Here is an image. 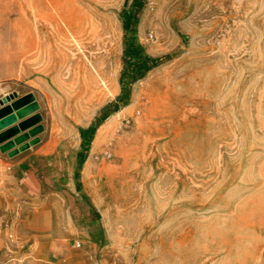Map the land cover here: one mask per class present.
Here are the masks:
<instances>
[{"label": "rangeland", "instance_id": "374dc122", "mask_svg": "<svg viewBox=\"0 0 264 264\" xmlns=\"http://www.w3.org/2000/svg\"><path fill=\"white\" fill-rule=\"evenodd\" d=\"M124 1L0 0V99L34 95L25 118L40 120L18 134L40 124L26 141L47 143L75 188L78 129L120 93ZM136 38L167 57L80 168L77 197L108 231L90 261L264 264V0H146ZM8 161L0 151V261L41 262V208L65 198L26 195Z\"/></svg>", "mask_w": 264, "mask_h": 264}, {"label": "crops", "instance_id": "0c3cea01", "mask_svg": "<svg viewBox=\"0 0 264 264\" xmlns=\"http://www.w3.org/2000/svg\"><path fill=\"white\" fill-rule=\"evenodd\" d=\"M90 123L91 121L82 127L86 128ZM33 146L9 156V161L6 164L9 166L12 176L17 183H21V189L30 197L56 194L65 198V201L58 205L62 207L59 208L61 212L58 209L56 211L55 207L50 204L46 205L45 209L41 208L42 211H46V224L37 230L45 231V236L50 238V241L41 251L44 255L41 256L42 261L32 260L27 264H92L90 255L97 248L100 249L101 245L108 240V231L104 222L91 214V205L77 197L73 180L63 183L62 168L50 167L48 160L52 158L54 152L48 150L47 143L36 148ZM87 151L82 166L86 162ZM77 156L78 151L76 152ZM79 173H81V169ZM59 212L62 214L63 220L60 219ZM76 242H79L80 245L77 246ZM39 251L35 249L31 253L37 260L40 259ZM0 264L10 263L0 261Z\"/></svg>", "mask_w": 264, "mask_h": 264}, {"label": "trees", "instance_id": "16d2710c", "mask_svg": "<svg viewBox=\"0 0 264 264\" xmlns=\"http://www.w3.org/2000/svg\"><path fill=\"white\" fill-rule=\"evenodd\" d=\"M145 2L146 0H131L128 9H125V5L128 3V0H125L123 8L120 10L119 15L124 31L122 68L118 77L120 93L114 100L108 102L101 108L100 114L95 116L86 128L80 127L78 129L80 149L78 150V162L75 174L76 188L80 186V181L77 176L96 129L112 112L128 105L130 86L137 80L143 78L152 68L161 64L163 59L167 57L150 55L136 38L139 14Z\"/></svg>", "mask_w": 264, "mask_h": 264}, {"label": "water", "instance_id": "95a60500", "mask_svg": "<svg viewBox=\"0 0 264 264\" xmlns=\"http://www.w3.org/2000/svg\"><path fill=\"white\" fill-rule=\"evenodd\" d=\"M37 109L38 103L31 92L20 97H17L14 92L0 99V151L7 152L9 156H12L38 141L37 137L28 142L26 140L29 135L34 136L42 130L40 124L28 129V132L24 131L18 134L19 130H25L39 122L40 115L38 113H33L25 118ZM17 121L18 123H16ZM13 136L14 138L10 139ZM16 144L18 147H14Z\"/></svg>", "mask_w": 264, "mask_h": 264}, {"label": "bare ground", "instance_id": "6f19581e", "mask_svg": "<svg viewBox=\"0 0 264 264\" xmlns=\"http://www.w3.org/2000/svg\"><path fill=\"white\" fill-rule=\"evenodd\" d=\"M105 128H106L105 124L99 128V130H98V132H97V134H96V136L94 138L95 139L94 143H96L99 140L100 134L102 133L103 129H105Z\"/></svg>", "mask_w": 264, "mask_h": 264}, {"label": "built area", "instance_id": "2783aa9c", "mask_svg": "<svg viewBox=\"0 0 264 264\" xmlns=\"http://www.w3.org/2000/svg\"><path fill=\"white\" fill-rule=\"evenodd\" d=\"M76 245H77V246H79V245H80V243H79V242H76Z\"/></svg>", "mask_w": 264, "mask_h": 264}]
</instances>
